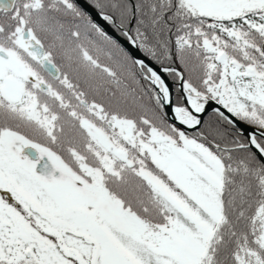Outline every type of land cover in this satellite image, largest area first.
Instances as JSON below:
<instances>
[{
    "label": "snow or ice",
    "instance_id": "6c2138e0",
    "mask_svg": "<svg viewBox=\"0 0 264 264\" xmlns=\"http://www.w3.org/2000/svg\"><path fill=\"white\" fill-rule=\"evenodd\" d=\"M0 264H264V0H0Z\"/></svg>",
    "mask_w": 264,
    "mask_h": 264
}]
</instances>
